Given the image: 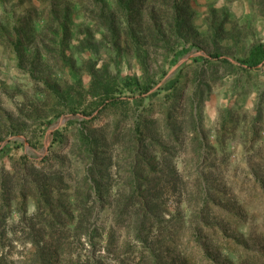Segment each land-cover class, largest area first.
<instances>
[{"label":"rangeland","instance_id":"1","mask_svg":"<svg viewBox=\"0 0 264 264\" xmlns=\"http://www.w3.org/2000/svg\"><path fill=\"white\" fill-rule=\"evenodd\" d=\"M256 45L264 0H0V264H264Z\"/></svg>","mask_w":264,"mask_h":264},{"label":"trees","instance_id":"2","mask_svg":"<svg viewBox=\"0 0 264 264\" xmlns=\"http://www.w3.org/2000/svg\"><path fill=\"white\" fill-rule=\"evenodd\" d=\"M263 59H264V48L261 45L254 46L249 53V59H248L251 66L253 67L257 66L260 62H262ZM108 90L109 88L107 85H102L100 89L102 93H108ZM91 92L94 96H96L97 94L96 90L92 89Z\"/></svg>","mask_w":264,"mask_h":264}]
</instances>
